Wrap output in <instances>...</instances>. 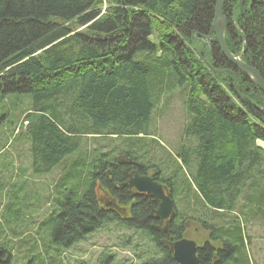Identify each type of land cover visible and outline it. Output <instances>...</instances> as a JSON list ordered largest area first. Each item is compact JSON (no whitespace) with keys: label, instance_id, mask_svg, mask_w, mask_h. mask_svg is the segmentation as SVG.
Here are the masks:
<instances>
[{"label":"trees","instance_id":"obj_1","mask_svg":"<svg viewBox=\"0 0 264 264\" xmlns=\"http://www.w3.org/2000/svg\"><path fill=\"white\" fill-rule=\"evenodd\" d=\"M214 5L215 0H0V118L13 120L15 108L28 99L12 137L25 135L35 174L65 165L55 186L61 214L42 226L47 251L57 243L63 252L115 224L133 232L120 244L132 247L141 264H173L171 244L194 221L209 236L198 250L201 264H250L241 258L250 244L243 225L256 218L264 224V111L239 93L261 107L264 93L240 71L236 91L234 76L215 72L205 59L207 47L192 39L196 30L213 34ZM231 27L228 48H244L243 61L254 62L264 77V0H242ZM207 59L226 68L218 47ZM176 89L183 95L185 128L176 157L156 160L152 147L161 145L152 137V115ZM6 95L14 101L7 103ZM2 136L0 129V154L8 145ZM89 136L118 142L107 150L82 151ZM152 169L154 179L184 203L161 232L151 226L155 203L139 200L127 217L125 211H105L108 202L95 194L98 179L111 191ZM117 193L128 201L126 189ZM11 199L17 207L9 209L11 221L19 224L25 212L16 194ZM2 219L3 214L0 264H16L5 262V255L24 251L37 238L23 237L21 224L7 237ZM112 258L108 253L102 261Z\"/></svg>","mask_w":264,"mask_h":264},{"label":"rangeland","instance_id":"obj_2","mask_svg":"<svg viewBox=\"0 0 264 264\" xmlns=\"http://www.w3.org/2000/svg\"><path fill=\"white\" fill-rule=\"evenodd\" d=\"M151 39L156 41L155 37ZM213 47L219 48L217 42L213 43ZM219 51L221 52L220 48ZM230 52L233 54L238 53L232 52L231 50ZM222 57L223 59H220V65H225L226 68L216 69L230 70L231 72H228L230 74L233 71L234 74L232 75L235 76L239 70L223 54ZM226 62H228V65L225 64ZM236 91H238L237 88ZM6 96L5 101L7 103L15 99L13 96ZM23 102L24 106L29 105L28 99H24ZM24 106L15 108L13 120H11L10 116H8V119L2 120V117L0 118V129H3L2 142L6 139L3 145L8 143L7 147L0 154V171H2L0 182L2 183L3 181V185L6 187V190L0 193V216L3 214L4 220H8V222L10 220L6 224L2 219V226L5 229V235L7 237L10 235L11 230H17L19 232L21 228L26 226V232L23 237H30L31 239L33 235L37 240L33 241L30 246L27 245V249L22 252L18 249L12 250V263L25 264L27 260L24 261V259L28 255L31 257L29 264H55L56 262H59V264H141V261L134 255L132 247L129 245L122 246L120 244L123 237L130 236L133 232L118 230L115 224H109L108 228L96 230L85 241L83 240L71 248L63 249L65 250L63 252L57 243L51 244L52 250L47 251L49 248L46 243L48 234L42 226L50 211L55 206L57 196L55 186L62 178L65 165H58L52 171L45 174H35L33 172L32 158L29 151L30 145L27 144L25 135L21 134L17 138L12 137L14 133L12 129L16 128L18 131L22 124L18 115L25 108ZM186 120L187 115L183 107V95L180 90L176 89L172 93H166L157 104L151 120V130L154 135L152 137L161 145L159 148L152 147V152H155L156 160L159 156L166 157L165 155L169 153L173 157H176L175 152L181 142ZM117 142L111 138L89 136L84 138L82 151H92L96 148L107 150ZM259 144L264 145L263 142H259ZM79 153L83 152H80V150L77 151L69 157L67 162L76 158ZM178 162L181 163L180 160ZM184 172L187 174V171ZM99 190L101 191V188ZM15 194L18 196V202L21 203L19 205L21 212H25L24 219H21L19 223L22 225L21 228L18 227V223L11 221L9 212L10 208H17L16 206L10 205L13 201L11 195L14 196ZM174 202L176 203L177 209L183 211V199L176 197L174 198ZM191 207L193 208V206ZM191 214L189 211L188 215L191 216ZM262 223V221L256 218L251 219V221L243 225L247 241H250V244L246 243V248L243 254H241V258L248 257L250 264H264V224ZM185 237L200 244L209 241L208 232L201 229L194 221L189 223V230L186 232ZM141 241V248H145V239L142 238ZM103 253L111 254L113 256L112 260L109 262L104 260L105 262H103V257L107 256V254L102 256ZM53 256L55 257L53 258L55 262H50Z\"/></svg>","mask_w":264,"mask_h":264},{"label":"water","instance_id":"obj_3","mask_svg":"<svg viewBox=\"0 0 264 264\" xmlns=\"http://www.w3.org/2000/svg\"><path fill=\"white\" fill-rule=\"evenodd\" d=\"M224 0H216L214 19L212 21V28L214 35L207 37V39L215 40L224 55V57L240 72H242L251 83L259 88L264 93V77L252 65L243 61L242 56L244 48L241 52L233 54L226 44L227 33V19L223 12ZM244 47V43H243ZM208 54V53H207ZM217 73H228L230 70L214 69ZM232 74L234 72L232 71ZM236 74L234 76V87H236ZM240 96L249 100L258 110L264 111V107L254 104V102L247 96L239 93ZM129 188H134L140 193L150 195L159 202L158 208L155 212V218L162 221H173L176 217L175 202L172 198L171 191L151 176L134 174L127 183ZM199 246L196 241L188 238L177 240L171 244L172 257L175 264H200L198 257ZM2 253L0 251V257ZM1 260V259H0Z\"/></svg>","mask_w":264,"mask_h":264},{"label":"flooded vegetation","instance_id":"obj_4","mask_svg":"<svg viewBox=\"0 0 264 264\" xmlns=\"http://www.w3.org/2000/svg\"><path fill=\"white\" fill-rule=\"evenodd\" d=\"M208 2H209V0H208ZM226 2H227V4H226ZM241 2H242V0H224L223 12H224V15H225V17L227 19V33L226 34H228V35L235 34L233 29H232V27H231V25L237 19L238 9H239V7L241 5ZM224 4H226V5H224ZM215 5H216V0H215ZM215 5H214V11H215ZM224 6H226L225 11H224ZM130 18H131V16H130ZM125 31H128V28H125ZM213 34H210L209 30H207V31L196 30L192 34L191 37H192V39H194L197 42H202L207 47V50L205 52V59H206L207 63L210 64V66L214 70L215 69L214 65H212L207 59V57L209 55H213V52L215 51V47H213V43H216V41L215 40H211V39H207V37H210ZM196 37H198V38H196ZM221 56H222V54H221ZM214 64L216 65V63H214ZM253 64L254 65H252V66L255 67L256 64L254 62H253ZM147 174H146L147 176H151L152 178H156V177H154L155 169H152ZM96 184H97V186H100L101 190L103 188V192H102V191L99 190V187H96L95 188V194H96L97 198L100 199V201L108 202V205L103 207L104 209H106L105 211H107V212L114 211L117 214H119V212L125 211L127 213V217H129L131 215L130 211L132 210L133 206H135V204H137L139 202V200H141L142 202H148V204L151 205V206H152V204L155 203L157 208H158L159 202L157 200L152 198L150 195L138 192L134 188H129L127 186L126 182L125 183H119L118 185L115 184L113 186L114 189H112L111 191L106 190L107 188H105L102 185V180L98 179ZM162 185L167 187V185L165 183L162 184ZM124 189H126L127 192H128V201L127 202H125V201L123 202L121 200V198L119 197L120 195L117 193V192L121 193ZM172 197H173V195H172ZM60 203H62V198L59 200V203L55 204V206L52 209V211H50L47 219L51 220V218H56L57 216H59L61 214V204ZM157 208H156V210H157ZM175 209H176V203H175ZM152 210H154V208H152ZM156 210H154V213L151 215V219L153 220V223H152L151 226L157 232H161V231H164V230L167 229V226L169 225L170 221H162L160 219L155 218ZM52 238L54 239L53 235H52ZM184 238H186V237H184ZM197 244H198L199 248H203V246H204V245H200V243H197ZM213 256H212V260H213ZM198 257H199V253H198ZM199 260H200V258H199ZM214 260H217L216 256H214ZM175 263L176 262L174 260L173 264H175ZM200 264H201V262H200Z\"/></svg>","mask_w":264,"mask_h":264},{"label":"bare ground","instance_id":"obj_5","mask_svg":"<svg viewBox=\"0 0 264 264\" xmlns=\"http://www.w3.org/2000/svg\"><path fill=\"white\" fill-rule=\"evenodd\" d=\"M244 53V52H243Z\"/></svg>","mask_w":264,"mask_h":264}]
</instances>
